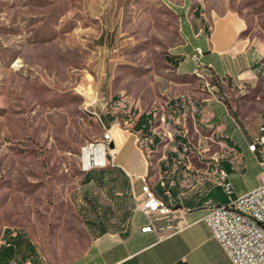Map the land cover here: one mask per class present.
<instances>
[{
  "label": "rangeland",
  "instance_id": "obj_1",
  "mask_svg": "<svg viewBox=\"0 0 264 264\" xmlns=\"http://www.w3.org/2000/svg\"><path fill=\"white\" fill-rule=\"evenodd\" d=\"M193 1L217 16L236 14L245 23L242 37L264 52V0ZM180 2L0 0V248L16 233L58 264L83 252L89 235L75 207L87 172L81 150L101 142L112 127V140H119L117 134L132 130L135 110L159 106V77L171 74L166 54L180 42ZM261 63L264 71V55ZM193 76L202 82L203 70ZM122 97L137 105L130 119L118 107ZM222 99L242 121L262 114L264 73L254 88L233 89ZM179 110L165 112L162 127L160 116L156 120L158 155L175 147L165 139L180 131L176 117L185 108ZM138 145L153 150L141 136ZM105 153V167L96 169L113 167ZM194 154L204 153L185 146L177 168L182 171L186 155ZM23 253L18 248L16 255Z\"/></svg>",
  "mask_w": 264,
  "mask_h": 264
},
{
  "label": "crops",
  "instance_id": "obj_2",
  "mask_svg": "<svg viewBox=\"0 0 264 264\" xmlns=\"http://www.w3.org/2000/svg\"><path fill=\"white\" fill-rule=\"evenodd\" d=\"M175 14L180 42L166 54L171 74L159 77L161 103L147 111L135 110L132 130L117 134L119 145L113 167L83 172L75 207L89 241L80 255L63 264H232L202 217L209 205L227 204L259 184L258 153L249 152L248 145L258 135L264 112L242 121L234 108L223 102L222 95L230 97L233 89L258 84L264 73V52L242 37L245 23L234 13L217 16L207 12L200 2L181 0ZM197 47L204 53L202 63L211 68L212 93L192 75L190 56ZM180 106L185 108V113L176 117L180 131L167 132L171 137L165 139L167 145L175 147L170 153L158 155L162 138L156 133V120L170 109L175 114ZM142 113L148 116L149 136L145 138L153 150L143 151L138 145L141 132L133 130ZM190 145L204 154L186 155L181 171L176 166L177 153ZM155 152L156 156L149 155ZM218 170L227 175L230 197L223 191ZM141 177L167 205L190 211L176 214L168 226L159 222L163 227L156 234L142 233L147 220L132 198L141 187ZM102 182L107 186L97 185ZM167 187L170 196L164 195ZM103 211L108 212L107 218L101 216ZM116 211L119 216L109 219ZM15 235L8 234L5 243ZM18 248L24 251L17 256L18 264L26 260L31 264H58L40 254L32 242L22 241Z\"/></svg>",
  "mask_w": 264,
  "mask_h": 264
},
{
  "label": "built area",
  "instance_id": "obj_3",
  "mask_svg": "<svg viewBox=\"0 0 264 264\" xmlns=\"http://www.w3.org/2000/svg\"><path fill=\"white\" fill-rule=\"evenodd\" d=\"M203 56L204 53L201 48L197 47L194 49L190 56L194 64L192 75H194L195 69H202L203 81L200 83L206 91L212 93L213 86L210 83L212 78L211 68L202 63ZM118 107L126 108L125 113L130 119V114L135 105L126 97H122L118 102ZM177 108L176 112H179V109L184 107L180 106ZM129 119L126 120L125 124ZM160 122L164 123L165 118H160ZM116 126L118 127L119 124L116 123ZM112 130L113 127L103 135L101 142L97 141L88 144L82 150L93 145H101L104 149H107V155L110 159L109 164H112L115 157V153L112 154L115 144L114 149H108L107 147L109 142H113ZM166 135L168 138L171 137L170 133ZM144 139L147 140V138ZM248 150L252 154L258 153V156L255 157L260 168L258 186L236 199H229L227 204L209 205L202 217V222L209 229L212 238L219 244L232 264H264V122L258 127V135L248 145ZM93 162V160H90L88 167H85L81 160V169H87V172H89L100 166L95 165ZM106 163L105 154V162L102 165ZM218 173L223 191L230 197L232 188L227 181V175L223 170H218ZM140 181L141 187L137 193L132 195V198L136 204V209L141 211L147 220L146 225L141 228L142 233L156 234L159 227H163L158 224L159 222L164 221V226H168L176 214L181 216V213L190 211L189 209L183 210L167 205L154 193L145 177H141ZM164 195L170 196L169 187L164 190ZM4 245L9 246L10 244L4 242ZM19 261L20 259L14 256L9 264H18ZM24 264H31V261L26 260Z\"/></svg>",
  "mask_w": 264,
  "mask_h": 264
},
{
  "label": "trees",
  "instance_id": "obj_4",
  "mask_svg": "<svg viewBox=\"0 0 264 264\" xmlns=\"http://www.w3.org/2000/svg\"><path fill=\"white\" fill-rule=\"evenodd\" d=\"M148 116H146L144 113H142L136 122L133 125V130L134 131H140L141 132V137L145 138L149 136V125L147 124ZM110 167L102 168V169H108ZM87 181V180H86ZM22 241L20 238L15 235L13 238L9 240V242H6V244H10L9 246L3 245L0 248V261L3 260V263L5 262H10L11 259L14 256H17V246L21 243ZM0 263V264H3Z\"/></svg>",
  "mask_w": 264,
  "mask_h": 264
},
{
  "label": "bare ground",
  "instance_id": "obj_5",
  "mask_svg": "<svg viewBox=\"0 0 264 264\" xmlns=\"http://www.w3.org/2000/svg\"><path fill=\"white\" fill-rule=\"evenodd\" d=\"M203 77V76H202ZM115 141V149L112 151V154L115 153L116 147L119 145V140H114ZM105 149L99 145V146H91L87 147L82 150V162L85 167H88L89 161L93 160L95 165H100L98 167H105V164L102 165L105 162ZM84 171H87V169H83Z\"/></svg>",
  "mask_w": 264,
  "mask_h": 264
},
{
  "label": "water",
  "instance_id": "obj_6",
  "mask_svg": "<svg viewBox=\"0 0 264 264\" xmlns=\"http://www.w3.org/2000/svg\"><path fill=\"white\" fill-rule=\"evenodd\" d=\"M107 147H108V149H114V143L109 142Z\"/></svg>",
  "mask_w": 264,
  "mask_h": 264
}]
</instances>
